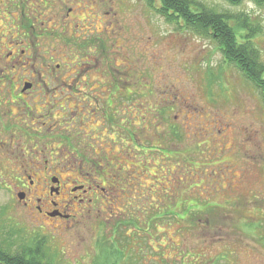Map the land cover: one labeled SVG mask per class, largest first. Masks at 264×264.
Segmentation results:
<instances>
[{"label": "rangeland", "instance_id": "rangeland-1", "mask_svg": "<svg viewBox=\"0 0 264 264\" xmlns=\"http://www.w3.org/2000/svg\"><path fill=\"white\" fill-rule=\"evenodd\" d=\"M105 1L107 6L110 5L111 13H116L114 27L119 33L108 40L103 53L105 61L109 52H115L119 57L116 62L121 70L119 75L125 79L135 73L141 83L150 78L152 93L157 94L151 101L142 100L149 104V109L144 112L148 118L136 119L133 138L129 140L121 135L119 148L117 146L113 151V155L120 159L119 166L126 169L122 171L118 167L120 174L109 171L105 182L108 185L115 183L116 189L112 186L109 189L121 196L114 202L112 194L104 195L96 185L100 182H95L92 189L99 190V200L88 205L81 215L73 206L77 221L58 227L38 214L35 216L31 207L20 204L17 191L25 171L2 170L0 167V247L11 253L19 252L33 238L44 237L47 243L45 254L50 259L47 263L52 264H194L193 258H198L201 253H206L208 258L224 254L225 260L221 264H264V99L261 90L226 58L222 46L213 36L197 34L184 27L182 21H172L162 15L160 0ZM192 1L228 16L231 26L246 35L238 38L241 42L253 33L248 34L246 29L236 25H243L245 21L256 30L254 46L264 62V4L256 0L238 3L229 0ZM34 8L42 10L45 18L36 25L41 34L40 43H46L41 44L44 54L41 69L55 68L58 63L63 68L59 72L63 76L50 82L49 87H76V78L79 79L77 87H83L81 75H71L67 70L68 64L72 67L69 61L75 58L81 61V57L69 54L70 45L74 50L75 43L65 42L60 30L53 39L48 33L43 34L45 29L51 30L57 25L45 22L49 9L42 0H38ZM79 24L82 29L94 23L89 19ZM9 60L0 58V78L3 72H9L12 78L14 73H26L27 69L21 65L15 71L10 70ZM108 78L106 74L100 83L106 84ZM51 95L52 92L48 91L41 93L43 100L50 99ZM163 96H166L167 114L162 123ZM61 105L65 104L48 105L53 111L47 117L42 109L43 103H37L36 127L45 122L44 127L54 126L56 129L72 126L67 124L70 121L67 118L60 119L63 114L59 111ZM134 111L132 116H139V111ZM23 115L26 122L29 116H33ZM82 115L88 116L82 119L88 120L87 130L81 119H76L72 133L77 138L80 135L86 137L94 147L84 153L54 142L46 153L70 167L86 158L106 163L112 158V152L107 143H103V149L100 143L96 144L100 141L98 128L94 131L93 126H89L88 129L98 115L91 110ZM127 131L131 129L127 128ZM0 161L4 165L9 163L7 156L2 154ZM92 173L98 175V172ZM48 174L42 172L40 175L43 186L48 182ZM117 174L121 177L120 182ZM71 175L79 177L81 173H62L64 179L69 178L67 182L71 181ZM147 192H151L152 197L146 202L143 195ZM131 195L133 197L129 198ZM166 199L167 205L162 207ZM197 200L211 204L215 212L198 213L200 221L192 227L182 220L177 222L170 213L164 223L161 209L167 211L170 203L175 205L174 202L178 201V214L183 216V202ZM145 206H150L151 215L158 216L153 220L151 237L148 238L144 225H139L145 217L133 214L140 211L139 208L147 213ZM119 213L126 215L125 218L134 215L131 221L134 226L112 218ZM103 218H109L111 223L103 225ZM38 219L47 225L43 228L37 226ZM205 220L211 223L210 228L205 226ZM116 223L122 231L114 236L112 226ZM187 252L191 258L183 261Z\"/></svg>", "mask_w": 264, "mask_h": 264}, {"label": "flooded vegetation", "instance_id": "flooded-vegetation-1", "mask_svg": "<svg viewBox=\"0 0 264 264\" xmlns=\"http://www.w3.org/2000/svg\"><path fill=\"white\" fill-rule=\"evenodd\" d=\"M42 2L49 9L45 22L47 25H57L51 30L45 29L43 34L48 33V37L51 36L53 39L59 35L57 30H60L63 32L64 36L62 34L61 36L65 42L75 43L74 50L70 45L69 54L73 57H81V61L76 58L69 61L72 67L68 64L67 70L71 75H81L80 80L82 83L84 82V86L78 88L79 79L76 78V87H49L50 82L58 81L63 76L59 74L63 68L62 64L58 63L55 68L50 66L43 68V71L41 69L40 63L44 56L41 44L46 43H40L41 34L37 32L36 25L45 18L42 15V10L34 8L38 4V0H0V58L10 59L9 66L11 68L8 66V69L10 68L12 71H15L16 67L20 65L23 69H27L26 73H14L13 78L9 76V72L6 74L3 72V76L1 75L0 78V154L7 156L9 161L5 165L0 161V167L2 170L7 168L12 171L24 170V176L19 180L22 184L20 190L17 191L20 204L26 208L34 209L35 216L38 214L56 223L58 227H64V225H69V222L77 221L76 210L73 206L77 207L78 213L81 215L82 210L88 208V205L91 206L92 202L96 203V200H99V190L93 191L92 189L95 182L102 183L96 185L103 190L104 195L108 196L111 193L114 202L120 198V193H114L117 185L115 183L108 185L105 182V178L109 177L107 175L109 171L120 174L118 167L122 171L126 169L119 166L120 159L113 155V151L117 146L119 148L121 135L129 140L133 138L135 133L132 131L135 132L136 119L146 120L148 118L144 112L149 109V104H145L142 100L151 101L152 97H156L157 94L152 93L150 78L141 83L139 76L134 73L123 79L119 75L121 70L116 63L119 57L115 52H109L107 61H105L103 53L108 40L119 34L114 27L116 13H111L110 5L107 6L105 0H42ZM89 19L94 24H87L80 29L79 23ZM106 22L107 25H105ZM106 74L109 78L103 85L100 82L104 81ZM122 81L125 83L121 84ZM44 91L52 92L50 99H42L41 93ZM36 98L39 100L36 101ZM162 98L165 101L164 104L162 102L163 107L160 110L163 123L167 114V104L166 96ZM37 103H43L42 109L45 110L44 114L47 117V114L53 111L48 105L58 106V104L64 103V106H59L60 113H63L60 119L67 118L70 120L67 124L72 126L56 129L54 126L44 127L45 122L36 127ZM89 109L98 117L88 125V129L89 126H93L91 129L94 131L98 128L100 141L96 144L100 143L103 149V143H107L106 146L112 152V158L109 157L110 159L107 161V157H105L106 163L86 158L80 163L73 164L72 167L52 159L51 155L46 153V149L54 142L69 145L79 151H84V153L89 147H94L86 140V137L80 135L77 138L72 133L73 121L76 119L82 121V119L88 118L82 113H89ZM134 110L139 111V116L137 114L132 116L135 113ZM25 113L28 116L29 114L33 115L29 116L27 122L23 115ZM87 121H82L86 130ZM161 127L163 128V124ZM79 128L83 130L81 126ZM127 128H130L131 131H127ZM77 135H79L78 132ZM27 171H32L33 174L28 175ZM42 172H49L46 178L48 182L44 186L40 181L43 179L40 177ZM63 172H79L81 176L73 177L71 175V181L67 182L66 179L69 178L64 179ZM92 172H98V175L94 176ZM118 181H121L120 176ZM123 184L124 182L121 183L122 186ZM128 185L130 186V184ZM111 186L114 187V190L109 189ZM131 192L136 193L133 189ZM104 195L101 196L106 197ZM132 197L133 195L129 196V198ZM143 197L147 202V199L152 197V193L147 192ZM162 203L163 207L166 206L167 199ZM145 208L147 212L145 219L139 225L146 226L143 230L148 238L151 237L152 216L150 206H145ZM101 211L103 210L101 209ZM124 216L119 213L112 218H116V221L119 220L121 223L126 219ZM103 220H105L103 225L105 222L111 223L109 218H103ZM166 220L167 212L164 215V223ZM124 222L122 223L124 224ZM37 223V226L41 228L47 225L39 219ZM119 223L113 226L114 236L119 232V229L115 228Z\"/></svg>", "mask_w": 264, "mask_h": 264}, {"label": "trees", "instance_id": "trees-1", "mask_svg": "<svg viewBox=\"0 0 264 264\" xmlns=\"http://www.w3.org/2000/svg\"><path fill=\"white\" fill-rule=\"evenodd\" d=\"M232 2H240L241 0H229ZM259 4H264V0H256ZM161 8L160 13L166 16L169 20L183 22L184 27L191 28L197 34H205L213 36L219 44L222 46V50L229 61L234 62L238 68L245 74V76L254 83L256 87L261 90L263 99H264V62H261V56L259 50L254 46V36L256 34V30L250 27L245 21L236 25L241 27L242 29H246L248 34L252 31L253 34H249V38L246 41H239L238 38H244L246 36L243 33L237 32L235 28L231 26L228 22L230 19L226 15H222L217 13L213 8H208L204 6V4L198 3L192 0H160ZM238 33V35L236 34ZM242 36V37H241ZM176 133V132H175ZM175 205L170 203V207L167 206V211L161 209L162 213L167 212L169 215H174L175 220L177 222L183 221L187 222L188 226L198 225L200 221L197 217L198 213H207L208 211L215 212L214 208L209 203H200V201H196L194 203L184 201V210L183 216H180L178 213L180 210L178 209V201L174 202ZM175 207L172 208V207ZM163 207V205H162ZM156 209V207H154ZM140 211H134V215L141 218L146 216L145 210L139 208ZM209 212V213H210ZM134 215L129 216L128 218L122 220V222L126 221L129 226H132ZM152 216V224L153 220L158 218L157 214ZM145 219V218H144ZM142 219V220H144ZM128 220V221H127ZM139 220H137L138 222ZM123 224V223H122ZM207 228H210L212 225L208 220L204 222ZM134 226V225H133ZM157 228V225H153ZM144 227H146L144 225ZM113 228V226H112ZM111 228V229H112ZM119 229V232L122 231L121 228L115 227ZM114 229V228H113ZM145 229V228H144ZM115 230V229H114ZM152 230V226H151ZM114 232V231H113ZM44 238V237H43ZM33 238L30 240V243L26 245L23 251L13 252L4 251L0 247V263L4 264H52L47 263L50 259H48L45 254L44 248L47 243L45 242V238ZM186 253V252H185ZM185 258H191L190 253L187 252L183 257V261H186ZM225 260L224 254H219L214 257L207 256L206 253H201L198 255V258L194 257V264H221V262ZM192 264V262H190Z\"/></svg>", "mask_w": 264, "mask_h": 264}]
</instances>
